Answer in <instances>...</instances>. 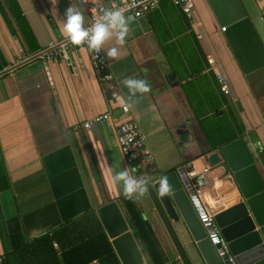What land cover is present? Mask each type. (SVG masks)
I'll use <instances>...</instances> for the list:
<instances>
[{
	"label": "crops",
	"instance_id": "obj_1",
	"mask_svg": "<svg viewBox=\"0 0 264 264\" xmlns=\"http://www.w3.org/2000/svg\"><path fill=\"white\" fill-rule=\"evenodd\" d=\"M13 1L15 16L0 0V70H12L0 77V258L11 250L12 220L24 242L52 236L86 216L83 234L75 231L73 237L98 227L105 233L97 208L114 200L122 210L121 186L111 173L126 168L138 175L120 155L115 121L90 129L82 123L106 112L120 121L121 105L145 137L150 170H183L199 184L195 190L207 208L205 192L218 210L239 198L221 164L207 161L226 144L241 140L230 155L235 161L250 157L264 180V0H193L190 14L171 0H158L131 18L117 56H106L114 36L100 46L117 86L116 100L84 48L69 49L68 62H22L66 38L62 25L69 4L85 19L80 0ZM243 21L251 23V34L240 26ZM228 37L243 52L244 71ZM217 74L224 75L228 95L219 90ZM126 78L143 79L149 90L129 95L122 84ZM135 201L167 264H205L182 221L168 218L152 190L147 187ZM143 260L147 264L144 255Z\"/></svg>",
	"mask_w": 264,
	"mask_h": 264
},
{
	"label": "water",
	"instance_id": "obj_2",
	"mask_svg": "<svg viewBox=\"0 0 264 264\" xmlns=\"http://www.w3.org/2000/svg\"><path fill=\"white\" fill-rule=\"evenodd\" d=\"M264 13V5L261 8ZM241 140H235L211 152L207 161L212 166L221 164L239 192L238 200L218 210L209 192L204 193L205 202L224 241L227 242L237 264H264V180L253 160L248 157L235 161L230 155ZM165 177L169 191L158 193L159 181ZM147 181V187L157 196L170 220L182 221L205 264H221L214 247L205 236L185 187L191 181L183 170L170 172H145L138 176ZM199 184H197L198 188ZM120 264H143V255L130 231L116 201L112 200L95 211ZM5 264V258H0Z\"/></svg>",
	"mask_w": 264,
	"mask_h": 264
},
{
	"label": "built area",
	"instance_id": "obj_3",
	"mask_svg": "<svg viewBox=\"0 0 264 264\" xmlns=\"http://www.w3.org/2000/svg\"><path fill=\"white\" fill-rule=\"evenodd\" d=\"M157 1L158 0H106L102 2L97 0H80V5L85 13L82 26H90L105 9L119 8L124 13L125 17L136 19L151 10L156 5ZM171 1L182 13L190 14L193 9V0ZM73 48H84L87 51L91 67L100 76V80L104 83L110 99L116 100L119 96L117 86L113 74L108 68L101 47L98 50H90L84 42H81L80 45H73L65 38L61 41L50 42L44 48L24 58L22 62H47L56 58L68 62L69 57L67 52L69 49ZM11 72L12 70H0V77ZM216 81L222 94L228 95L230 90L224 75L217 74ZM120 110L122 114H124V118L120 121L112 119L111 114L106 112L94 115L84 121L82 127L84 129H90L94 124L103 125L115 121V139L120 155L135 174L140 176L145 172L152 171L149 169L151 153L148 149L145 137L141 134L137 124L133 120L125 117V114L128 112V107L126 105H121ZM129 136H131V139H129ZM195 188L194 184L189 183V185L185 187V191L193 211L205 231L207 240L214 247L218 260L221 264H237L235 256L231 253L227 242L223 240L219 233L213 220L212 213L200 199Z\"/></svg>",
	"mask_w": 264,
	"mask_h": 264
},
{
	"label": "trees",
	"instance_id": "obj_4",
	"mask_svg": "<svg viewBox=\"0 0 264 264\" xmlns=\"http://www.w3.org/2000/svg\"><path fill=\"white\" fill-rule=\"evenodd\" d=\"M5 2L11 14L15 16L17 12L14 1L5 0ZM240 26L249 29L248 32L252 33L249 21H243ZM228 41L239 67L244 71L246 66L241 62L243 52L239 54L238 46L235 48L229 37ZM119 201L122 215L147 264H167L157 238L143 218L135 199L128 200L121 195ZM88 218L89 216H86L62 226L52 232V236L43 235L31 242H24L20 227L13 220L10 221L11 250L4 256L5 264H89L92 261H96L97 264H120L110 241L100 227L79 238L73 237V234H76L75 231L82 232ZM95 219L94 215L90 220ZM61 236L65 238L63 241L60 239ZM53 243H56V248Z\"/></svg>",
	"mask_w": 264,
	"mask_h": 264
},
{
	"label": "clouds",
	"instance_id": "obj_5",
	"mask_svg": "<svg viewBox=\"0 0 264 264\" xmlns=\"http://www.w3.org/2000/svg\"><path fill=\"white\" fill-rule=\"evenodd\" d=\"M130 19V17L126 18L119 8L105 9L90 26L83 27L82 12L69 4L64 11L62 35L73 45L86 43L90 50H98L110 36H114V46L107 48L106 56L115 57L118 54L117 46L125 42L124 38L129 30ZM122 84L127 88L129 95L149 90V85L143 79L126 78L122 80ZM121 103L123 104L124 101L121 100ZM111 180L114 184L121 186L122 195L128 200L139 199L147 191V181L143 178H134L126 168L112 172ZM168 191L167 179L162 177L159 181L158 193L163 196Z\"/></svg>",
	"mask_w": 264,
	"mask_h": 264
}]
</instances>
